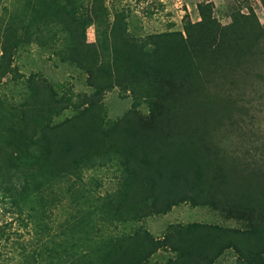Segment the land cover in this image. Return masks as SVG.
Returning a JSON list of instances; mask_svg holds the SVG:
<instances>
[{
    "label": "trees",
    "instance_id": "obj_1",
    "mask_svg": "<svg viewBox=\"0 0 264 264\" xmlns=\"http://www.w3.org/2000/svg\"><path fill=\"white\" fill-rule=\"evenodd\" d=\"M7 3L0 6V78L11 74L19 47L34 39L48 47L58 42V54L85 73L91 89L78 97V112L62 121L55 118L73 99L58 96L45 78H27L18 100L0 97L4 213L30 225L27 232L36 237L46 209L67 193L82 196L74 202L89 208L46 226L50 246L28 250L37 243L30 237L14 250L18 258L149 264L166 250L172 255L159 264H212L231 249L248 264H264V129L255 119L264 105V24L253 10L232 8L222 24L212 2L199 3V19L182 29L134 36L125 15L111 16L103 0ZM116 86L144 100L147 112L136 102L106 121L102 101ZM112 162L121 175L104 197L92 200L94 191L79 182L63 183ZM183 202L222 211L244 226L172 223L158 238L143 227L120 234L99 227L165 214ZM7 224L0 236H17V243L19 230L6 233Z\"/></svg>",
    "mask_w": 264,
    "mask_h": 264
},
{
    "label": "rangeland",
    "instance_id": "obj_2",
    "mask_svg": "<svg viewBox=\"0 0 264 264\" xmlns=\"http://www.w3.org/2000/svg\"><path fill=\"white\" fill-rule=\"evenodd\" d=\"M7 2L9 0H0V6L5 3L8 5ZM207 2L213 3V14L222 24L230 21L229 13L232 8H239L241 12H246L251 8L259 21L264 24V7L260 0H103L111 16L115 12L125 15L129 23L128 33L134 36L164 30L182 29V25L186 20L196 21L199 19L198 4ZM8 8L10 7L8 6ZM111 16H109L110 19ZM87 38L89 41L94 39L93 27L87 29ZM48 45L49 47L47 44H42L40 41L32 39L19 47L18 52L14 54L11 74L0 78V97H11L14 101L18 100L21 97L27 78H45L52 84L58 96L73 99L74 105L61 111L55 118V121H62L78 112L81 108L80 106L77 107L79 103L78 97L83 93L90 92L91 89L85 82V73L77 66L63 60L62 56L58 54V42L55 43V46L52 43ZM136 102L138 101L130 91H122L117 86L113 87L104 94L102 115L108 122L115 121ZM257 107H259V111L255 117L256 125L260 129H264V105H258ZM137 108L142 112H147V103L144 100H140ZM119 175H121V167L112 162L104 166L98 165L94 168H84L80 174L82 179L72 177L70 181L66 180L63 183L66 185L73 182L72 185H74L79 182L81 187L94 191L90 197L95 200L116 190ZM80 197L74 195V193H67L61 199V202H57L46 209L44 212L45 220H40L38 228L35 226V229L40 234L36 237L27 232V229L30 230V225L28 227L25 226L24 221L19 224L18 221H14L15 219L11 217V214L4 213L3 203L0 202V225L8 223L5 229L6 233L10 229H18L20 236L22 235L21 237L18 236L20 240L17 243H13V238H17V236L11 234L8 240L5 239L6 234L0 236V264H24L23 259H19L14 250H18L17 248L25 245L30 237L36 240L37 243L33 242L32 246L26 245L25 247L28 250L34 249L39 245L42 247L50 246L49 240L51 239L52 230L50 231L45 227L49 225L54 227L56 221L61 222L64 219L71 218V215H74L78 208L89 209L82 202H74ZM192 222L218 224L227 227L244 226L243 223L228 218L222 211L208 206L183 202L174 205L165 214L152 215L142 220H133L124 224L119 220H115L113 223L108 221L100 222L99 227L103 229L104 233L113 228V231L117 234L143 227L154 237L158 238L165 233L167 227L172 223L187 224ZM171 255L172 253L169 251L160 250L151 257L149 264L163 263ZM212 264L248 263L233 250L228 249Z\"/></svg>",
    "mask_w": 264,
    "mask_h": 264
}]
</instances>
